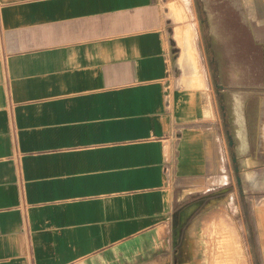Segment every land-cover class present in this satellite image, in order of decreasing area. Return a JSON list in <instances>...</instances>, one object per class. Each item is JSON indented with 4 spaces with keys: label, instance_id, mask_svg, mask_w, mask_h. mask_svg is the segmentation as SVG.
I'll return each mask as SVG.
<instances>
[{
    "label": "crops",
    "instance_id": "0c3cea01",
    "mask_svg": "<svg viewBox=\"0 0 264 264\" xmlns=\"http://www.w3.org/2000/svg\"><path fill=\"white\" fill-rule=\"evenodd\" d=\"M238 3L264 50V0ZM169 31L159 0H0V264H214L201 211L234 178L264 200V92Z\"/></svg>",
    "mask_w": 264,
    "mask_h": 264
},
{
    "label": "rangeland",
    "instance_id": "374dc122",
    "mask_svg": "<svg viewBox=\"0 0 264 264\" xmlns=\"http://www.w3.org/2000/svg\"><path fill=\"white\" fill-rule=\"evenodd\" d=\"M159 1L170 24L169 34L175 49L181 52L189 66L193 64L190 59L192 49L195 48L199 55L196 44L201 30L205 36L210 35L206 37H211L209 41L215 43V48H221L225 44L224 47L232 49L215 51L211 55L216 61L213 68L215 74L229 79H245L242 88L247 92L248 101L253 99L256 91L264 92V50L254 44L249 21L245 19L238 0ZM206 37L203 38L205 43ZM198 59L201 68L195 74L205 75L200 55ZM224 63L226 67H217ZM230 187L231 195L212 197L213 201L209 203L216 204L214 211H201L200 216L205 223L196 230L197 235L201 236L206 250L214 256V264H260L254 209L260 207L264 218V200L261 197L239 195L235 178L231 180ZM224 217L231 220V228L218 227L217 222ZM227 229L234 234L241 252L231 255L230 261H217L220 242Z\"/></svg>",
    "mask_w": 264,
    "mask_h": 264
},
{
    "label": "bare ground",
    "instance_id": "6f19581e",
    "mask_svg": "<svg viewBox=\"0 0 264 264\" xmlns=\"http://www.w3.org/2000/svg\"><path fill=\"white\" fill-rule=\"evenodd\" d=\"M193 54H191V61L193 62L192 66L197 72L201 67L199 65V55L196 52L195 48L192 49ZM198 63V64H197ZM224 235L222 236L223 240L220 242L219 246V257L217 258V261L223 260V261H230L231 255L234 254H240L241 252V246L235 239L234 234L230 230H224ZM209 241V240H208Z\"/></svg>",
    "mask_w": 264,
    "mask_h": 264
}]
</instances>
